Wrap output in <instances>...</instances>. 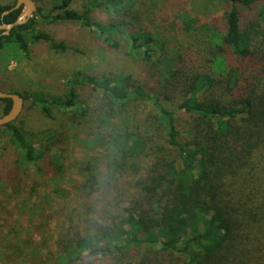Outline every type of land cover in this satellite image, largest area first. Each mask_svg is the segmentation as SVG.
Segmentation results:
<instances>
[{
  "label": "trees",
  "instance_id": "1",
  "mask_svg": "<svg viewBox=\"0 0 264 264\" xmlns=\"http://www.w3.org/2000/svg\"><path fill=\"white\" fill-rule=\"evenodd\" d=\"M221 1L217 25L201 24L187 7L173 5L180 20L171 45L132 36L148 78L87 76L65 100L35 98L50 117V106H76V85L92 87L101 96L91 113L96 119L103 112L108 168L118 177L134 170L144 193L130 201L121 227L94 223L105 246L93 238L74 241L67 263L99 250L78 264H264V0ZM61 2L53 12L62 13L46 18L91 25L89 10L79 14L69 9L71 0ZM15 5L0 4V25L17 21L23 8L3 17ZM34 26L33 19L0 38V55L11 47L28 54ZM128 26L113 24L101 34L110 44L108 34ZM31 37L67 49L46 34ZM0 103L4 116L12 102ZM141 108L148 110L143 130L133 124ZM9 149L14 168L43 172L47 149L37 148L18 120L0 128V155Z\"/></svg>",
  "mask_w": 264,
  "mask_h": 264
},
{
  "label": "rangeland",
  "instance_id": "2",
  "mask_svg": "<svg viewBox=\"0 0 264 264\" xmlns=\"http://www.w3.org/2000/svg\"><path fill=\"white\" fill-rule=\"evenodd\" d=\"M13 1L0 0V4ZM33 1L38 11L31 18L35 26L28 34L29 53L11 47L0 55V86L26 98L18 121L37 148L47 149L46 161L39 172L33 166L14 168L12 149L0 155V264H69L72 250H66L68 245L93 238L95 244L105 246L95 235L94 223L121 227L130 201L144 193L136 186L139 176L134 170L118 177L108 168L112 153L102 125L103 112L98 110L96 119L91 113L100 107L101 96L92 87L76 85V106L68 111L50 106V117L35 98L65 100L74 82L84 83L87 76L146 79L143 55L133 51L132 36L149 35L171 45L180 20L174 6L187 7L201 24L222 23L223 10L221 0H124L123 4L71 0L70 10L90 11L91 25L83 27L46 18L62 13L53 12L62 0ZM124 21L130 26L109 33L108 44L101 29ZM31 34H46L67 49L53 50L48 42L33 40ZM142 44L141 39L138 45ZM159 66L164 72L165 65ZM3 106L0 103V117ZM147 113L141 108L133 124L143 130ZM87 255L85 251V259L74 264L95 257Z\"/></svg>",
  "mask_w": 264,
  "mask_h": 264
},
{
  "label": "water",
  "instance_id": "3",
  "mask_svg": "<svg viewBox=\"0 0 264 264\" xmlns=\"http://www.w3.org/2000/svg\"><path fill=\"white\" fill-rule=\"evenodd\" d=\"M23 8V12L18 17L17 21L13 24H3L0 25V38L10 36L11 32L19 26H24L29 23L33 15L38 11V7L33 0H16V5L13 9L4 13L3 16H7L14 11ZM11 101L12 108L9 113L0 117V128L6 127L14 122H16L23 110L25 101L22 96L16 93H7L3 90H0V101ZM99 250H94L93 252H89L86 258L91 257L95 253H98ZM85 259V257H79L73 260L70 264H74L78 261Z\"/></svg>",
  "mask_w": 264,
  "mask_h": 264
},
{
  "label": "flooded vegetation",
  "instance_id": "4",
  "mask_svg": "<svg viewBox=\"0 0 264 264\" xmlns=\"http://www.w3.org/2000/svg\"><path fill=\"white\" fill-rule=\"evenodd\" d=\"M4 17V16H3ZM2 38V37H1Z\"/></svg>",
  "mask_w": 264,
  "mask_h": 264
}]
</instances>
